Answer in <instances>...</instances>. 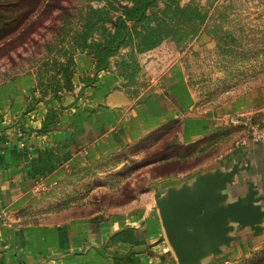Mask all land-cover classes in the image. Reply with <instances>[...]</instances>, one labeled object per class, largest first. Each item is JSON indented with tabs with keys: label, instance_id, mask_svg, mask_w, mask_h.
Returning <instances> with one entry per match:
<instances>
[{
	"label": "crops",
	"instance_id": "obj_1",
	"mask_svg": "<svg viewBox=\"0 0 264 264\" xmlns=\"http://www.w3.org/2000/svg\"><path fill=\"white\" fill-rule=\"evenodd\" d=\"M73 60V89L60 100L49 96L38 101L35 75H21L0 86V213L27 204L39 178L55 182L65 172L116 152L176 118L185 142L225 131L217 136L226 146L211 172L225 173L238 163L248 166L227 186L229 201L244 196L249 184L264 196V142L242 146L247 128L227 123L229 116L249 117L264 132V85L227 98L218 107L193 110L176 66L164 76L165 89L144 91L133 100L117 88L114 72L96 73L83 53H76ZM154 63L150 61L146 69ZM52 112L57 115L55 127L42 135L39 130ZM52 125L47 123L49 129ZM22 126L24 135L19 138L16 131ZM195 177L156 186L126 218L68 217L64 212L48 215L36 225L0 227V264H115L116 258H128L127 264L129 259L131 264H177L152 201L167 188L188 184ZM262 227L255 236L248 227L235 225L228 234L234 239L230 246L218 256L208 255L201 264H216L249 249L264 237V222Z\"/></svg>",
	"mask_w": 264,
	"mask_h": 264
},
{
	"label": "rangeland",
	"instance_id": "obj_2",
	"mask_svg": "<svg viewBox=\"0 0 264 264\" xmlns=\"http://www.w3.org/2000/svg\"><path fill=\"white\" fill-rule=\"evenodd\" d=\"M87 1L71 0L77 10ZM174 1L181 7L190 4L193 10L199 8L205 12L204 23L195 34L182 37L183 23L173 19L154 49L133 54L138 70L129 79L116 74L112 61L109 71L117 75L119 90L134 100L144 91L165 89L164 76L176 66L190 106L193 110H205L264 85V0ZM90 4L95 9L105 5L103 2ZM113 4L126 5L128 0H113ZM157 6L163 9L164 3L160 1ZM191 18L194 20L193 14ZM52 24L49 18L29 42L18 46L15 43V48L0 42V86L21 75H35L37 84L36 73L43 70L46 62L45 46L56 42ZM122 56L126 61L129 59L127 49L121 50L114 60L119 61ZM150 61L156 63L146 69ZM155 80L159 82L156 87ZM35 90L38 89L35 87ZM65 92L69 91L59 92L56 99L60 100ZM49 96V93L42 96L40 92L37 100ZM47 116V123L53 125L44 133L40 129L42 135L57 122L55 113ZM224 132L207 135L195 143L185 142L180 138L181 123L177 118L169 120L116 152L88 161L73 172H65L55 182L46 183L39 178L27 204L17 211L0 214L6 217L8 226L36 225L43 223L48 215L64 212L68 217L119 214L126 218L156 186L179 184L215 167L226 146L217 136ZM16 135L23 137V126ZM216 264H264V237L249 249L222 258Z\"/></svg>",
	"mask_w": 264,
	"mask_h": 264
},
{
	"label": "trees",
	"instance_id": "obj_3",
	"mask_svg": "<svg viewBox=\"0 0 264 264\" xmlns=\"http://www.w3.org/2000/svg\"><path fill=\"white\" fill-rule=\"evenodd\" d=\"M160 1L163 9L157 6ZM91 2L105 5L95 9ZM53 14L57 17L52 18ZM49 18L56 42L45 46L46 62L43 70L36 73V88L42 96L49 93L58 98L59 92L73 88L76 53L85 54L96 73L109 71L113 61L116 74L129 79L138 70L133 54L154 49L173 19L183 23L180 35L186 37L197 32L206 14L199 8L193 10L190 4L181 7L173 0H128L126 5L113 4V0H88L79 10L74 9L71 0H0V42L12 48L15 43L26 44ZM123 49L128 50L129 59L122 56L114 60ZM46 128L45 118L41 132ZM127 259L116 258L115 264H127ZM129 262L132 263L130 259Z\"/></svg>",
	"mask_w": 264,
	"mask_h": 264
},
{
	"label": "water",
	"instance_id": "obj_4",
	"mask_svg": "<svg viewBox=\"0 0 264 264\" xmlns=\"http://www.w3.org/2000/svg\"><path fill=\"white\" fill-rule=\"evenodd\" d=\"M248 166L234 164L197 175L188 184L169 187L154 200L167 243L177 264H201L208 255L218 256L234 241L228 234L235 225L262 233L264 196L249 184L247 193L229 201L225 191L235 175Z\"/></svg>",
	"mask_w": 264,
	"mask_h": 264
},
{
	"label": "built area",
	"instance_id": "obj_5",
	"mask_svg": "<svg viewBox=\"0 0 264 264\" xmlns=\"http://www.w3.org/2000/svg\"><path fill=\"white\" fill-rule=\"evenodd\" d=\"M227 123L231 127H246L247 136L241 140L240 144L245 146L249 141L252 142H264V132L261 131L259 126L251 121L249 117L241 116H229ZM7 221L3 214H0V227H6Z\"/></svg>",
	"mask_w": 264,
	"mask_h": 264
}]
</instances>
